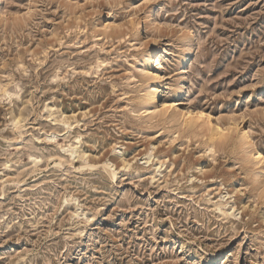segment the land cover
<instances>
[{"label": "rangeland", "instance_id": "obj_1", "mask_svg": "<svg viewBox=\"0 0 264 264\" xmlns=\"http://www.w3.org/2000/svg\"><path fill=\"white\" fill-rule=\"evenodd\" d=\"M255 149L264 0L0 1V264H264Z\"/></svg>", "mask_w": 264, "mask_h": 264}, {"label": "bare ground", "instance_id": "obj_2", "mask_svg": "<svg viewBox=\"0 0 264 264\" xmlns=\"http://www.w3.org/2000/svg\"><path fill=\"white\" fill-rule=\"evenodd\" d=\"M1 1V0H0ZM151 55H154L155 54V51H151L150 52ZM190 56V55H189ZM152 62L150 61V65L148 68H150V66L152 65L151 64ZM186 64V63H185ZM147 65V64H146ZM151 71V70H150ZM166 86V84H165ZM164 86V84H161L159 88H157L155 90L156 92V96L153 98L155 101H157V99L160 97V94L163 93L164 89L166 88ZM185 87V86H184ZM183 87V88H184ZM183 92V91H182ZM161 98V97H160ZM181 102H178V101H166L162 104L159 112H166L172 105H175L178 107V105H180ZM183 103V102H182ZM187 108V107H186ZM193 110V109H192ZM185 111V110H184ZM186 117L189 119V120H195L196 122H201V123H205V122H208L210 125H212L211 123V117L212 115L210 113H207L206 111H203V110H197V111H191L190 108L187 109V115ZM218 121L220 122V125H213L212 127V140L214 139H218L220 137H222L226 131H228L231 127H227L225 129H223L221 127L222 125V122L220 120V118H218ZM187 124V123H186ZM231 125H234V128L236 129V132H241L242 133V136L244 138L247 137V134L244 133L241 128H240V123L238 122H234L232 121ZM224 127H226L224 125ZM226 130V131H225ZM254 155L256 156V160L258 161L259 163V166L258 168L260 169V175L262 177H264V152H262L261 150L259 149H255L254 150ZM113 172V171H112ZM230 212V211H229ZM228 212V213H229Z\"/></svg>", "mask_w": 264, "mask_h": 264}]
</instances>
